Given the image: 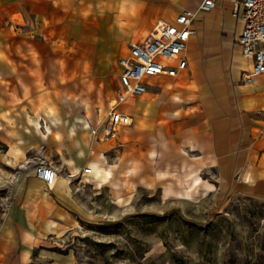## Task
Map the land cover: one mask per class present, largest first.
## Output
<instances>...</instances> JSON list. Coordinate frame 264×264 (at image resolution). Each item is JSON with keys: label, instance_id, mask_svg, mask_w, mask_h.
Here are the masks:
<instances>
[{"label": "crops", "instance_id": "obj_1", "mask_svg": "<svg viewBox=\"0 0 264 264\" xmlns=\"http://www.w3.org/2000/svg\"><path fill=\"white\" fill-rule=\"evenodd\" d=\"M199 2L0 0V264H31L36 248L78 227L88 210L77 186L81 169L117 145L128 175L137 165L130 156L144 151L164 172H198L213 185L198 196L264 201V73L243 81L251 59L237 42L242 23L231 0L208 10ZM182 9L194 12L187 65L175 76L153 77L130 106L123 104L130 124L96 144L86 132L83 147V133L74 137L62 122L66 113L55 111L58 122L50 123L40 98L59 104L60 97L36 88H81L84 77L127 55L130 39ZM62 73L78 75L62 84ZM40 161L58 171L51 186L35 174ZM134 181H146L143 170Z\"/></svg>", "mask_w": 264, "mask_h": 264}, {"label": "rangeland", "instance_id": "obj_2", "mask_svg": "<svg viewBox=\"0 0 264 264\" xmlns=\"http://www.w3.org/2000/svg\"><path fill=\"white\" fill-rule=\"evenodd\" d=\"M117 58L93 78L84 77L81 88L35 89L59 95L61 103L46 104L40 98V105L51 116L66 113L62 122L74 137L83 133V147L89 126L103 120L114 96ZM63 74L62 84L78 75L67 73L64 79ZM130 104L128 99L125 105ZM117 146L101 149L90 160L106 172L81 176L77 186L88 210L79 216L78 227L36 248L31 264H264V201L215 193L198 196L213 185L203 183L198 172H164L144 151L130 156L137 165L128 175L122 146ZM140 170L146 178L141 185L134 181Z\"/></svg>", "mask_w": 264, "mask_h": 264}, {"label": "built area", "instance_id": "obj_3", "mask_svg": "<svg viewBox=\"0 0 264 264\" xmlns=\"http://www.w3.org/2000/svg\"><path fill=\"white\" fill-rule=\"evenodd\" d=\"M217 0H200L198 9L208 10ZM232 15L241 20L237 42L244 56L251 59V66L243 75L245 83L264 73V0H231ZM241 6V9H239ZM194 12L182 9L171 22H158L143 38L130 39L129 53L117 59V87L100 123L89 126L91 138L103 141L114 136L119 127L131 122V115L123 104L128 99L146 91L149 80L159 75L175 76L185 69L186 43L194 32ZM41 181L51 186L58 174L56 167L39 162L34 167ZM92 173L90 164L81 174ZM73 173H67L71 177Z\"/></svg>", "mask_w": 264, "mask_h": 264}, {"label": "bare ground", "instance_id": "obj_4", "mask_svg": "<svg viewBox=\"0 0 264 264\" xmlns=\"http://www.w3.org/2000/svg\"><path fill=\"white\" fill-rule=\"evenodd\" d=\"M49 118L51 119L50 123L52 125H53V123H57L58 122L57 118H55V116H50ZM45 127H46L47 130L49 129L48 125H45ZM48 132H49V130H48ZM90 166L92 167V171H95L97 174H99L100 171H105L106 172V169L104 168V166L99 164V163H97V162H92Z\"/></svg>", "mask_w": 264, "mask_h": 264}]
</instances>
